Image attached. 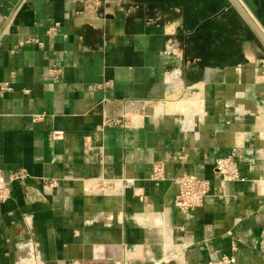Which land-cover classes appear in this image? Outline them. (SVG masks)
<instances>
[{
    "label": "crops",
    "instance_id": "obj_1",
    "mask_svg": "<svg viewBox=\"0 0 264 264\" xmlns=\"http://www.w3.org/2000/svg\"><path fill=\"white\" fill-rule=\"evenodd\" d=\"M21 1L0 0V264H264V44L230 0ZM231 154L246 181L215 171ZM185 174L211 182L188 214Z\"/></svg>",
    "mask_w": 264,
    "mask_h": 264
},
{
    "label": "built area",
    "instance_id": "obj_2",
    "mask_svg": "<svg viewBox=\"0 0 264 264\" xmlns=\"http://www.w3.org/2000/svg\"><path fill=\"white\" fill-rule=\"evenodd\" d=\"M28 0H22L20 6H18L15 15L20 7ZM85 6L91 10H97L102 4V0H85ZM58 25H54L49 28L48 33L53 34L57 31ZM60 69H51V74L56 75L60 72ZM2 90H11V84L5 83ZM42 115L35 116V119H41ZM62 132H55L54 135L58 136ZM215 171L222 177L223 183L229 181H246L241 176L239 164L234 154L229 156L220 157L215 161ZM154 177H163L164 170L160 165L154 168ZM22 175L15 174L14 179H18ZM257 183H264V178L256 181ZM178 193L176 195V201L179 209L184 213H189L195 208L202 206L208 197L211 190L210 180L200 177L194 174H185L177 179ZM11 196L10 183L5 177L4 173L0 170V203L6 202ZM208 264H239L237 258L234 255L225 254L218 259L211 260Z\"/></svg>",
    "mask_w": 264,
    "mask_h": 264
},
{
    "label": "water",
    "instance_id": "obj_3",
    "mask_svg": "<svg viewBox=\"0 0 264 264\" xmlns=\"http://www.w3.org/2000/svg\"><path fill=\"white\" fill-rule=\"evenodd\" d=\"M230 2L264 44V31L248 11L242 0H230Z\"/></svg>",
    "mask_w": 264,
    "mask_h": 264
},
{
    "label": "rangeland",
    "instance_id": "obj_4",
    "mask_svg": "<svg viewBox=\"0 0 264 264\" xmlns=\"http://www.w3.org/2000/svg\"><path fill=\"white\" fill-rule=\"evenodd\" d=\"M244 2L245 6L248 8L250 13H254L252 7L249 5V3L246 0H242Z\"/></svg>",
    "mask_w": 264,
    "mask_h": 264
}]
</instances>
